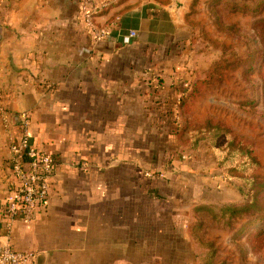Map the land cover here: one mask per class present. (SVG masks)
<instances>
[{
	"label": "crops",
	"instance_id": "crops-1",
	"mask_svg": "<svg viewBox=\"0 0 264 264\" xmlns=\"http://www.w3.org/2000/svg\"><path fill=\"white\" fill-rule=\"evenodd\" d=\"M81 1L0 0V206L22 113L53 162L31 220L0 212V243L34 252L31 264H188L197 198L191 159L177 152V104L188 42L219 0H117L95 17L108 26L100 40Z\"/></svg>",
	"mask_w": 264,
	"mask_h": 264
},
{
	"label": "rangeland",
	"instance_id": "rangeland-1",
	"mask_svg": "<svg viewBox=\"0 0 264 264\" xmlns=\"http://www.w3.org/2000/svg\"><path fill=\"white\" fill-rule=\"evenodd\" d=\"M236 2L252 5L257 1ZM218 13L217 18L209 14L211 22L196 28L188 42L184 66V74L190 73L184 92L193 86L185 109L187 134L182 155L193 164L189 175L195 181L186 180V187L191 185L194 189L196 185L192 195L196 193L197 202L191 209L197 207V220L192 222L200 223L191 231L186 225L188 264L200 260L202 264H264V252L254 253L249 242L250 234L263 228L264 222L250 224L248 218L242 217L233 226L217 224L227 205L244 200V181L227 175L208 140L199 141L197 146L190 140V133L195 135L196 131L204 130L207 122H219L252 145L259 161L252 174L264 176V69L259 72L260 60H255L251 69L246 62L251 50L264 51V42L254 36L253 30L254 21L264 18V10L251 15L219 5ZM193 256L195 262L190 263Z\"/></svg>",
	"mask_w": 264,
	"mask_h": 264
},
{
	"label": "trees",
	"instance_id": "trees-1",
	"mask_svg": "<svg viewBox=\"0 0 264 264\" xmlns=\"http://www.w3.org/2000/svg\"><path fill=\"white\" fill-rule=\"evenodd\" d=\"M236 1H257L252 5L245 2ZM221 3V4H220ZM219 5H222L231 11H242L246 14L257 15L264 10V0H219L212 1L209 5L211 15L218 16ZM233 28V27H229ZM254 36L259 38V41L264 42V18H259L253 23ZM254 48V47H252ZM250 48V50L252 49ZM247 57V67L249 69L255 66L254 61H259V72L264 69V51L251 50ZM192 86L186 89L180 96L177 104L178 122L176 124L177 152L183 154L184 135L187 134L185 126V109L188 105L189 94L192 92ZM262 90L264 94V79H262ZM204 130L196 131L195 135L190 132L191 144L196 145L199 141L208 140L215 150L218 163L225 167L226 173L230 178L241 179L245 184L244 200L239 204L227 205L222 210V217H218L217 224L224 226H233L236 219L248 218V222H264V176L252 174L253 170L259 165L258 158L250 143L244 142L241 138L234 135L231 130L219 122H207L204 125ZM4 204L0 206V212L4 211ZM197 207L190 210V219L187 223V228L191 231L197 229L200 223H193L196 219ZM247 228V226L245 227ZM249 242L254 253L258 255L264 252V227L257 229L250 234ZM198 261L196 264H202Z\"/></svg>",
	"mask_w": 264,
	"mask_h": 264
},
{
	"label": "built area",
	"instance_id": "built-area-1",
	"mask_svg": "<svg viewBox=\"0 0 264 264\" xmlns=\"http://www.w3.org/2000/svg\"><path fill=\"white\" fill-rule=\"evenodd\" d=\"M117 0L102 2L81 1L79 14L86 27L94 33L95 39L100 40L108 33V26H97L95 17L103 9ZM135 31L131 30L123 37L124 43H129ZM28 116L22 113L19 117L20 135L12 140L10 145L9 164L14 177L11 188L4 199L2 214L9 220L19 218L29 221L33 218L38 204L45 203L50 189V177L53 162L50 155L36 149L29 142ZM152 176V172H145ZM159 176H162L158 173ZM34 252L17 251L5 241L0 243V264H31L34 261Z\"/></svg>",
	"mask_w": 264,
	"mask_h": 264
}]
</instances>
